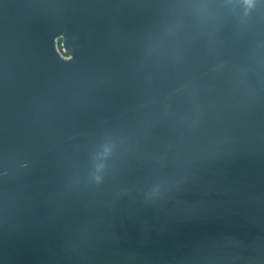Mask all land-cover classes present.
<instances>
[{"label":"water","instance_id":"95a60500","mask_svg":"<svg viewBox=\"0 0 264 264\" xmlns=\"http://www.w3.org/2000/svg\"><path fill=\"white\" fill-rule=\"evenodd\" d=\"M0 264H264V0H0Z\"/></svg>","mask_w":264,"mask_h":264},{"label":"built area","instance_id":"2783aa9c","mask_svg":"<svg viewBox=\"0 0 264 264\" xmlns=\"http://www.w3.org/2000/svg\"><path fill=\"white\" fill-rule=\"evenodd\" d=\"M61 54L63 55V56H65L66 58H69L65 53H64V50L63 49H61Z\"/></svg>","mask_w":264,"mask_h":264}]
</instances>
